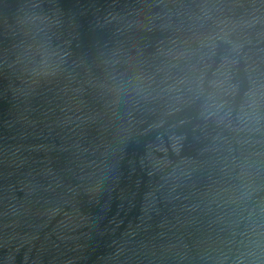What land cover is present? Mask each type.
<instances>
[{"label": "water", "instance_id": "95a60500", "mask_svg": "<svg viewBox=\"0 0 264 264\" xmlns=\"http://www.w3.org/2000/svg\"><path fill=\"white\" fill-rule=\"evenodd\" d=\"M0 264H264V0H0Z\"/></svg>", "mask_w": 264, "mask_h": 264}]
</instances>
